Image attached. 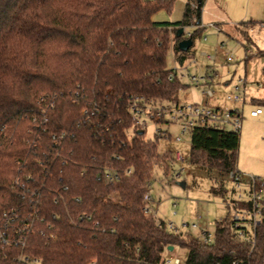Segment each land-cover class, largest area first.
I'll return each mask as SVG.
<instances>
[{
  "label": "trees",
  "instance_id": "trees-1",
  "mask_svg": "<svg viewBox=\"0 0 264 264\" xmlns=\"http://www.w3.org/2000/svg\"><path fill=\"white\" fill-rule=\"evenodd\" d=\"M203 1L187 0L172 23L152 17L170 14L176 0H0V218H13L0 264H28L20 254L36 264H163L170 246L187 250L185 264H263V181L255 177L250 190L226 180L239 172L240 133L189 132V163L218 174L210 194L228 210L211 245L160 227L144 199L155 169L168 176L175 157L158 150L167 133L145 138L130 106L179 103L184 85L175 74L167 80L166 58L192 59L202 31L192 18ZM191 25L192 46L182 52L176 33ZM253 192L261 218L252 245L229 215L251 211Z\"/></svg>",
  "mask_w": 264,
  "mask_h": 264
},
{
  "label": "rangeland",
  "instance_id": "rangeland-1",
  "mask_svg": "<svg viewBox=\"0 0 264 264\" xmlns=\"http://www.w3.org/2000/svg\"><path fill=\"white\" fill-rule=\"evenodd\" d=\"M215 2L216 0H208V5H206V0L200 10L201 25L205 29L194 40V45L191 48L192 59L183 66H179L174 63L171 54L168 53L167 68L173 69L175 67L178 76L183 75L180 81L184 87L178 92V100L181 104H199L220 109H231L233 107L227 101L226 96L233 92L232 89L235 85H239L241 91L245 86L246 91H248L245 104L235 102L236 105H234V107L242 108L244 113L236 167L245 174L244 176L259 177L264 183V115L254 120H250L248 117V114L257 108L264 110L263 103L256 106L249 100L251 98L264 100V58L255 57L246 62L244 59L245 48L241 45L242 43L245 44V40L251 36L253 44H250V50L254 54L258 50L264 51V32L259 34L257 30H254L253 33H250L249 28L252 23H249L234 27V30H227L226 34L215 33L214 25L218 22L215 20V11H212ZM245 3V0H236L233 4L232 10L235 13L237 23L242 21ZM183 8L184 2L179 0L170 15L160 11L152 19L156 22L178 21L182 17ZM160 14L167 16V19L158 18L161 16ZM259 15L263 20L261 2ZM190 29L186 30L189 31ZM205 35L208 37V41L203 42L202 37ZM183 37H186V32ZM221 43H224L223 47ZM201 53L210 56L212 59L208 60L205 56H200ZM230 54L234 57L232 61L227 59ZM211 70L216 73V76L213 75L210 78ZM190 77H196L198 84H190ZM206 89L214 92L211 99L204 95ZM158 132L167 133L166 136L159 139V152L170 151L172 155L179 153L183 161H174L168 176H164L161 169H155L149 188L150 209L156 219L164 223H172L179 233L188 232L196 236L198 228H192V224L213 232L214 223L219 219H225L228 215V210L222 199L210 194V187L218 178V174L215 171L209 173L189 163V133L181 135L180 142H175L173 138L179 135L177 125L158 124L149 121L145 128V138L153 139ZM244 164L249 172L243 171ZM254 171L257 173L255 174ZM178 172L179 176L176 177ZM225 178L227 177L225 176ZM226 180H228V188H231L232 181L229 177ZM180 183H184V186H180ZM183 224H187L188 227L182 229ZM169 255L179 259L181 264H185L187 250L174 247Z\"/></svg>",
  "mask_w": 264,
  "mask_h": 264
},
{
  "label": "built area",
  "instance_id": "built-area-1",
  "mask_svg": "<svg viewBox=\"0 0 264 264\" xmlns=\"http://www.w3.org/2000/svg\"><path fill=\"white\" fill-rule=\"evenodd\" d=\"M260 29H264V23H261L259 26ZM217 33H220L219 29H216ZM186 31L183 32V35ZM191 32H186V37L184 39H189ZM205 39V38H204ZM221 46H224V43H221ZM229 61H232L234 57L230 54L227 58ZM174 73L169 74L167 77L168 81H171L174 78V74L177 78L183 77V75L177 74V69L173 68ZM216 76V73L211 72V76ZM241 82V81H240ZM190 84H198V80L196 77L189 78ZM233 92L226 96L227 101L232 103L239 102L241 88L239 85H235L233 87ZM204 95L211 99L214 95V92L210 89H206L204 91ZM130 112L132 113L136 125H139L141 128H146V125L149 121L155 123H164V124H173L179 127V135H176L173 140L175 142L181 141V135L185 133H189L195 127L203 126V125H211L214 128L224 127L227 130L240 133L242 127V113L239 109L227 110L214 108L207 105H199V104H168V103H159L154 102L153 104H147L144 107L137 106L136 103H132L130 106ZM251 117H256L259 115H264V110L261 108H257L250 113ZM165 133V132H164ZM157 135H162L163 133L158 132ZM176 162H182L183 158L179 155V153H175L174 155ZM105 176L109 179H117V175H112L110 171L105 172ZM176 177L179 176V172L176 173ZM229 179L232 181L235 188H239L241 184H245L247 188L250 190L254 189V179L252 176H244L239 172H230L228 174ZM264 186V184H261ZM238 199L243 198V194H237ZM261 196L257 193H252L250 196V200L253 202L251 211H235L232 210L229 219L233 225V228L236 230L237 236L241 239L247 240L252 245L254 244L255 238V227L260 223L261 218V206L258 203ZM146 201H150L151 198L149 195L144 198ZM146 211H148L146 209ZM10 215L3 214L2 218H0V245L4 247L12 243V240L7 236V229L12 227L13 218H10ZM225 219H219L218 221H224ZM160 227H165L169 231H173L178 233V230L172 223H164L160 221ZM182 229L188 227L187 224H183ZM192 228H198V233L195 236L197 241L202 246H209L214 241L213 232L209 231L206 228H201L199 225L192 224ZM16 242L14 245H24V240L22 236H17ZM170 252L167 251L165 254V258L163 264H181L180 260L177 258H172ZM18 260L26 262L28 264H36V259H28L27 256L20 254L17 257ZM231 264H237V262L233 261ZM264 264V260H263Z\"/></svg>",
  "mask_w": 264,
  "mask_h": 264
},
{
  "label": "crops",
  "instance_id": "crops-1",
  "mask_svg": "<svg viewBox=\"0 0 264 264\" xmlns=\"http://www.w3.org/2000/svg\"><path fill=\"white\" fill-rule=\"evenodd\" d=\"M179 0H176L175 2V5L176 3L178 2ZM184 2V7L185 5L187 4V0H181ZM206 0L203 1V3L205 2ZM246 3L244 5V10L245 12H243V17H242V21L241 22H238L236 21V17H235V13H233V4L234 2H236V0H216L215 4H214V8L212 11H215V16H216V19L218 22L215 23L214 25V30H215V33L217 32L216 29H219L220 30V33H217V34H223L227 32V30H230V29H233L234 30V27H237V26H242L243 24H249V23H252V26L249 28V31L250 33H253L254 30H257V32L260 34V33H263L264 32V29H260L259 26L261 23H264V0H245ZM260 2L262 3V6H263V20H261V17L259 15V6H260ZM174 5V7H175ZM208 5V0H207V4ZM203 6V4H202ZM191 7L193 8L194 7V4H191ZM202 8V7H201ZM207 8V6H206ZM246 8V9H245ZM174 9V8H173ZM201 10V9H200ZM206 10V9H205ZM173 11V10H172ZM172 13V12H171ZM170 13V14H171ZM183 13H184V8H183ZM183 13H182V17H183ZM167 14V13H166ZM170 14H167V15H170ZM161 16H159L158 18H162L163 20L167 19V16H164L162 14H160ZM197 16V14H196ZM181 17V19H182ZM153 18V17H152ZM178 20V21H181ZM178 21H173V22H178ZM192 21L193 22H196V23H199V27L202 28V30L205 29L204 26H202L201 24V20H200V13H199V17L197 16L196 19L192 18ZM163 22V21H162ZM169 22H172V21H169ZM172 22V23H173ZM193 24V23H192ZM188 28H191L189 31H187L186 29ZM195 26L194 25H191V26H188V27H184L183 30L186 31V32H192L194 30ZM202 32V31H201ZM216 34V35H217ZM215 35V36H216ZM250 35V34H249ZM218 36V35H217ZM250 39H251V45L253 44V38L251 36H249ZM205 38V39H204ZM202 41L203 42H206L208 41V37L205 35L202 37ZM246 43V42H245ZM241 44V43H240ZM244 46L245 48V52H244V59L245 61H249V60H252L253 58L255 57H261L258 55V51H256V53L254 54V52H252L250 49H251V45L250 44H241ZM200 56H205L208 60H211L212 58L210 56H206L204 53H201ZM261 58H264V57H261ZM245 62V63H246ZM212 71V70H211ZM208 73V72H206ZM207 75V74H206ZM212 76H210L211 78ZM245 82V81H244ZM244 84V83H243ZM245 85V84H244ZM247 93L248 91H246L245 89V86L244 88L242 89L241 91V94H240V101L237 102L240 103L242 102V104H245L246 102V98H247ZM248 100V99H247ZM251 103L255 104L256 106H260L262 103L264 104V100H255L253 98L249 99ZM231 103V106L233 108L231 109H227V110H234V109H239L242 113V122L244 120V113L242 111V108H238V107H234V105H236L235 103ZM263 116L262 115H259V116H256V117H251L250 114H248V117L250 120H254V119H257L258 117H261ZM239 151V149H238ZM238 170V169H237ZM249 169H247V166L244 164V167H243V171L245 172H249L247 171ZM241 174L245 175L244 173H242L240 170H238ZM255 174L257 173V171H254ZM253 175V174H252ZM249 176V175H248ZM259 178V177H258ZM261 179V178H260ZM264 184V183H263ZM173 251V250H172Z\"/></svg>",
  "mask_w": 264,
  "mask_h": 264
},
{
  "label": "water",
  "instance_id": "water-1",
  "mask_svg": "<svg viewBox=\"0 0 264 264\" xmlns=\"http://www.w3.org/2000/svg\"><path fill=\"white\" fill-rule=\"evenodd\" d=\"M197 10H198V8H197ZM183 32H184V30L182 28L178 29L177 33H176L177 37H180L183 34ZM191 46H192V40L191 39H184V40H180L178 42V49L182 52H186L188 49H190ZM142 133H143L142 131L139 132V134H142ZM179 185L183 187L184 183H180ZM167 250L169 252H172L173 247L170 246V247H168Z\"/></svg>",
  "mask_w": 264,
  "mask_h": 264
}]
</instances>
